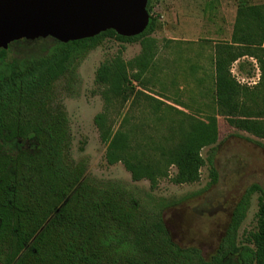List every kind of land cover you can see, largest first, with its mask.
<instances>
[{
  "label": "trees",
  "instance_id": "1",
  "mask_svg": "<svg viewBox=\"0 0 264 264\" xmlns=\"http://www.w3.org/2000/svg\"><path fill=\"white\" fill-rule=\"evenodd\" d=\"M146 9L149 23L135 37L108 30L66 44L55 41L42 56L6 63L0 49V264H264V189L259 184L244 189L215 252L205 259L199 249L172 240L163 221L170 205L144 207L124 189L88 178L87 159L71 156L68 116L55 105L57 84L62 82L64 92L74 95L80 62L105 40L140 43L143 53L135 74L119 55L103 62L95 74L96 84L104 88L105 109L94 123L106 145V163L122 164L132 181L145 179L152 187L165 174L161 163L176 167L175 184L196 182L206 164L210 181L200 193L217 183L214 118L193 126L173 147L154 143L149 150L132 136L125 115L119 123L111 116L122 114L130 99L131 104L139 98L158 104L140 86V73L155 57L149 37L160 28L150 14V0ZM263 41L264 6L239 3L231 43L216 47L213 96L229 126L249 135L235 137L264 154ZM243 57L257 64L260 76L253 87L240 84L231 73L233 63ZM205 147L210 148L203 159ZM150 153L156 156L145 158ZM254 195L256 226L240 243L239 230Z\"/></svg>",
  "mask_w": 264,
  "mask_h": 264
},
{
  "label": "rangeland",
  "instance_id": "2",
  "mask_svg": "<svg viewBox=\"0 0 264 264\" xmlns=\"http://www.w3.org/2000/svg\"><path fill=\"white\" fill-rule=\"evenodd\" d=\"M241 2L247 6H264V0H150V14L158 19L160 28L149 37L150 51L155 57L140 73V86L158 104H148L143 98L131 104L130 99L122 114L111 115L117 123L125 115L132 136L141 139L149 150L154 143L163 149L173 147L185 139L193 126L206 125L214 118L218 181L205 192L200 193L210 181L206 164L199 170L196 182L175 184L176 167L161 163L165 174L157 177L152 187L145 179L132 181L122 164L110 166L105 161L106 145L101 142L94 123L95 117L105 109L104 88L96 84L95 74L103 62L117 55L129 64L130 74H135L143 53L140 43L105 40L80 62L74 95L64 92L62 82L55 89V105L61 106L68 116L71 156L75 161L87 159L86 176L124 189L144 207L170 205L163 213V221L172 240L180 247L199 249L205 259L215 252L244 189L252 183L264 189V154L259 147L235 137L249 135L229 126L219 114L209 76V51L212 53L218 45L231 43ZM181 16L186 23H181ZM228 27L230 42L224 41ZM181 31L191 42H170ZM55 44L52 38L16 41L5 50L3 61L42 56ZM257 69L255 60L244 57L233 63L231 73L240 84L253 87L259 81ZM209 148L201 150L203 159ZM153 155L147 154L145 158L152 159L156 156ZM256 213L257 195H254L239 230L240 243L255 229Z\"/></svg>",
  "mask_w": 264,
  "mask_h": 264
},
{
  "label": "water",
  "instance_id": "3",
  "mask_svg": "<svg viewBox=\"0 0 264 264\" xmlns=\"http://www.w3.org/2000/svg\"><path fill=\"white\" fill-rule=\"evenodd\" d=\"M149 0H0V49L16 41L69 43L108 30L135 37L149 23Z\"/></svg>",
  "mask_w": 264,
  "mask_h": 264
},
{
  "label": "crops",
  "instance_id": "4",
  "mask_svg": "<svg viewBox=\"0 0 264 264\" xmlns=\"http://www.w3.org/2000/svg\"><path fill=\"white\" fill-rule=\"evenodd\" d=\"M184 20V17L181 16V23H186ZM229 29V32H228V37L225 38L224 41H228L230 42V37H231V29L228 27ZM185 34L184 32H179L178 34H176L175 36H173L171 39H170V42H173L174 44H179V43H189L191 42L190 40H187L186 37H183ZM169 40V38H167ZM263 47H264V41H263ZM215 51L216 49L213 50V52L211 53V51H209V67H210V78H211V86L213 87V91H214V59H215ZM244 58V57H243ZM252 59V58H251ZM199 71H200V74L202 73V70H201V64H200V68H199ZM257 72L259 73L258 69H257ZM257 73V75H258ZM258 80V78H257ZM254 84V83H253Z\"/></svg>",
  "mask_w": 264,
  "mask_h": 264
}]
</instances>
